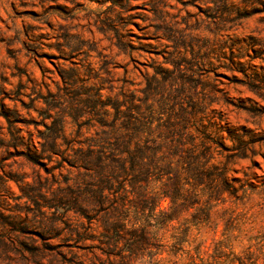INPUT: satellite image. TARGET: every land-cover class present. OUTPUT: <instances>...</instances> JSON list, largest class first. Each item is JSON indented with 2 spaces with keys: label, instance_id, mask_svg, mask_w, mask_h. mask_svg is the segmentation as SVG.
<instances>
[{
  "label": "rangeland",
  "instance_id": "1",
  "mask_svg": "<svg viewBox=\"0 0 264 264\" xmlns=\"http://www.w3.org/2000/svg\"><path fill=\"white\" fill-rule=\"evenodd\" d=\"M157 5L184 36V47L157 30ZM218 5L222 12H213ZM108 18L114 20L111 25ZM176 50L191 59L197 53L194 62L207 59L197 65L192 77L199 84L191 91L207 98L211 117L223 118L225 127L248 143L247 157L232 160L230 175L264 180V0H0V264L103 256L77 247L67 231L75 214L64 216L62 209L46 206L76 174L58 156L42 158L47 126L61 113L53 106L61 104L62 94L94 91L98 84L104 96L139 103L149 79L162 80L173 68L165 59ZM232 60L244 73L222 67ZM61 74L74 77L68 92ZM86 112L80 121L91 118L92 109ZM66 122L71 135L77 126L70 118ZM96 128L90 120L82 131ZM225 155L217 159L225 161ZM186 222L174 230L177 237ZM208 226L209 231L218 226V235H231L220 256H236L245 236L264 226V189L242 200L226 196ZM95 229L101 230L98 222ZM149 231L154 234L155 227ZM182 243L172 246L178 256H186L181 250L187 243ZM255 248L264 256V239Z\"/></svg>",
  "mask_w": 264,
  "mask_h": 264
},
{
  "label": "trees",
  "instance_id": "2",
  "mask_svg": "<svg viewBox=\"0 0 264 264\" xmlns=\"http://www.w3.org/2000/svg\"><path fill=\"white\" fill-rule=\"evenodd\" d=\"M212 11L222 12L219 5ZM155 17L163 38L184 47V36L159 5ZM108 21L111 25L114 20ZM193 59L181 50L169 52L165 60L173 68L162 80L149 79L146 97L139 103L130 97L104 96L101 84L94 91L59 96L61 104L53 108L61 113L47 126L42 158L58 156L76 174L71 185L46 200V206L62 209L64 216L75 214L67 231L77 247L103 255L62 256L60 264H264L255 248L264 239V226L245 236L247 243L236 256H220L231 235H218V226L209 231L218 202L226 196L242 200L264 189V180L230 175L232 160L247 157L248 143L226 128L223 118L211 117L207 98L191 91L199 84L192 77L197 65L207 64L205 58ZM238 65L232 60L230 67H222L244 73ZM61 75L68 92L74 77ZM87 108L93 111L91 118L80 121ZM5 118L12 123L8 115ZM67 118L77 126L71 135L66 132ZM90 120L97 128L83 132ZM225 152V161L217 159ZM185 220L187 228L177 237L174 230ZM95 222L101 230L95 229ZM177 241L187 243L181 250L186 256L172 248Z\"/></svg>",
  "mask_w": 264,
  "mask_h": 264
}]
</instances>
